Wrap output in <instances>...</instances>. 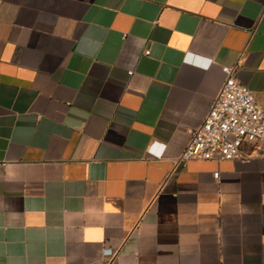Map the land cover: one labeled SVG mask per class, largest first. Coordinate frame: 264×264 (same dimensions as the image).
I'll use <instances>...</instances> for the list:
<instances>
[{
  "label": "crops",
  "instance_id": "1",
  "mask_svg": "<svg viewBox=\"0 0 264 264\" xmlns=\"http://www.w3.org/2000/svg\"><path fill=\"white\" fill-rule=\"evenodd\" d=\"M223 67L264 0H0V264H264V156L179 162Z\"/></svg>",
  "mask_w": 264,
  "mask_h": 264
},
{
  "label": "built area",
  "instance_id": "2",
  "mask_svg": "<svg viewBox=\"0 0 264 264\" xmlns=\"http://www.w3.org/2000/svg\"><path fill=\"white\" fill-rule=\"evenodd\" d=\"M145 56H150V51ZM236 70V67L222 68L224 83L202 125L190 131V142L179 159L180 163L264 156V110L250 89L237 81ZM150 152H153L152 148ZM214 179H219V173L214 174ZM116 256V250L106 246L101 260L104 264H113Z\"/></svg>",
  "mask_w": 264,
  "mask_h": 264
}]
</instances>
